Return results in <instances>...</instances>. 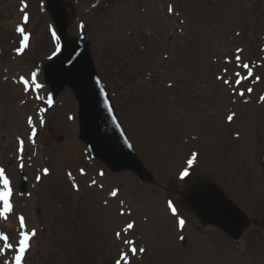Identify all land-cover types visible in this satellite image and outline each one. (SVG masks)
<instances>
[{"label": "rangeland", "instance_id": "rangeland-1", "mask_svg": "<svg viewBox=\"0 0 264 264\" xmlns=\"http://www.w3.org/2000/svg\"><path fill=\"white\" fill-rule=\"evenodd\" d=\"M68 1L77 10L69 34L79 36L80 23L85 25L99 75L156 184L145 185L130 172L113 174L85 155L78 138V105L70 89L44 114L33 149L26 120L32 116L38 124L37 108L44 105L31 93L25 95L13 77L28 78L39 69L38 82L44 85L40 94L51 96L42 69L57 51L49 30L55 25L45 0H26L30 50L17 57L14 49L20 36L15 28L23 18L21 0H0V166L12 179L16 210L7 222L0 221V230L15 242L19 215L29 230H37L27 264H114L123 247L114 231L132 219L137 227L124 238L146 248L133 258L135 264H264V103L258 102L264 95V0ZM168 4L178 16L168 15ZM238 47L244 50L242 60L257 65L253 72L261 75L255 85L244 84L245 89L253 88L251 95L246 93L248 103L216 80L223 68H228L225 78H234L230 76L234 71L245 74L235 65ZM225 57L232 63L225 64ZM169 82L173 87L167 86ZM22 99L27 103L21 105ZM233 111L237 115L229 124L227 116ZM17 136L25 140L23 171L16 159ZM196 150L199 167L182 181L179 173ZM32 151L36 155L29 160ZM44 167L52 174L37 184L35 177ZM80 167L87 176L80 175ZM101 168L106 173L104 191L89 189L90 179ZM68 171L80 185L79 193L71 189ZM204 179H213L256 220L240 242L212 227L202 228L191 209L182 205L183 193ZM113 187L120 188V196L109 198V207L104 208L101 201ZM119 199L132 207V216H119ZM168 199L187 221L185 241L178 239ZM12 255L0 257V264Z\"/></svg>", "mask_w": 264, "mask_h": 264}, {"label": "water", "instance_id": "water-1", "mask_svg": "<svg viewBox=\"0 0 264 264\" xmlns=\"http://www.w3.org/2000/svg\"><path fill=\"white\" fill-rule=\"evenodd\" d=\"M46 11L55 23L62 43L59 56L44 66V77L51 87L53 98L66 87L73 91L79 103V137L87 145L93 159L101 160L114 172L130 170L145 182H154L153 174L144 166L135 149L128 148L124 143L126 133L119 119L117 126L98 97L99 90L94 86V79L99 75L88 34L83 32L79 37L69 34L72 21L76 18L75 7L64 0H46ZM110 103L113 105L112 97ZM114 115L118 118L115 106ZM25 184L26 179L24 191ZM185 200L203 226H215L234 240H239L251 224L248 216L210 181L194 184Z\"/></svg>", "mask_w": 264, "mask_h": 264}, {"label": "snow or ice", "instance_id": "snow-or-ice-1", "mask_svg": "<svg viewBox=\"0 0 264 264\" xmlns=\"http://www.w3.org/2000/svg\"><path fill=\"white\" fill-rule=\"evenodd\" d=\"M97 3H99V0H97ZM93 7H96V5H93ZM29 4L26 2V0H21V7L20 12L23 14L22 22L18 24L15 28L16 33L19 34L20 40H19V47L14 49L15 55L17 57H23L27 51L30 50V37L31 33L26 31L25 26L30 22V14L28 12ZM167 13L168 15H173L174 13L178 16L179 13L175 12V9L172 4L167 5ZM181 24L184 23V21H180ZM79 28L83 30L85 28V25L83 23H80ZM49 30L51 31V35L53 39L56 41L57 51L53 53V56H56L60 52V37L57 35L56 30L52 28V26H49ZM181 34H183V28L179 29ZM236 35H239L237 32ZM264 50V49H262ZM244 50L242 48H236L235 49V65L236 68L243 70L245 74H242L241 71H234L232 73V76L235 77L234 81L231 77L228 79H225V76L228 74V68L221 69L222 74L216 76L217 81H222L224 85L230 87V91L234 96H238L241 98H244V103H248V99L246 97V93L248 95H251L253 92L252 87H247L245 89L244 84L245 82H251V84L255 85L256 83L260 82L261 77L258 75H255L253 72V68L257 65L252 64L250 65L248 62H244L241 57V53ZM53 57L50 56L49 59H52ZM165 60L168 59L167 54L163 57ZM225 64H231L232 60L228 57L224 58ZM7 71V69H5ZM38 76H39V69H36L30 73V77L26 78L24 75H20L18 78L13 77V83L20 84L23 86V92L25 95L31 93L32 98L40 101L44 106L37 108V116H38V124L37 121L33 120L32 116H28L26 123L28 128L30 129V132L28 133L27 139L28 142L32 145L33 149L36 146L37 136H38V126L43 127L45 124V118L44 114L48 112L49 109L53 107V100L52 97L49 95L47 97L40 94V90L44 88V85L40 82H38ZM4 80H8V76H4ZM94 86L98 88V97L100 101H102L103 106L106 108L108 115L112 118L113 123L118 124V118L114 115V106L110 103V93L107 90V86L103 84V81L99 76H96L94 79ZM169 88L173 87L172 83L169 82L167 85ZM233 103L236 101L233 100ZM260 103H264V95L259 97ZM27 100H21L20 104H26ZM236 112H230L227 116V121L229 124H231L236 117ZM69 119H73V117L69 116ZM235 138L238 140L240 138V133L236 132L234 134ZM192 140H196L197 137L193 136L191 137ZM17 140V156L16 159L18 161V167L20 171H23L25 168L24 163V152H25V140L21 136L16 137ZM124 143L127 145L128 148H132V143L127 139L126 135L124 138ZM187 143V141H185ZM36 155L35 151H32L31 154L28 156V159L31 160L32 156ZM85 155L88 156L89 159H91L89 155V150H85ZM200 156V152L198 150L191 151L190 155L188 156L186 160V167L183 168V170L179 173V179L184 181L187 178L191 176L192 169L198 168V158ZM30 166V165H29ZM38 173L35 177L36 183L39 184L42 182L44 177L51 176V169L48 167H44L42 169L38 170ZM79 173L81 176H87V172L84 167L79 168ZM68 179L71 181V189L79 193L81 191L80 185L76 183L75 177L73 176V173L71 171H68L66 173ZM106 173L103 168L99 170V172L96 174V176H93L90 179V182L88 183L87 187L89 189H97L100 192H103L105 189V184L103 183V179L105 178ZM99 179H98V178ZM120 188L119 187H113L110 191L107 193V198H104L101 203L104 208L109 207V198L111 199H117L120 196ZM28 195L29 197L32 195V193H19V195ZM13 196H14V185L12 182V179L10 178L9 174L6 172L5 167L0 166V221L7 222L9 220L10 216L15 215V207L13 202ZM119 208H118V214L121 217L124 216H132V207L129 205L125 207L126 201L124 199H119ZM167 210L171 214L172 217L175 218V227L178 231V239L180 241H185L186 237L184 235V232L186 230L187 221L186 219L181 216L179 213L176 205L171 199H168L166 201ZM16 219L19 222V228L16 230L17 239L15 242L12 241V237L9 233H7L4 230H0V257H6L9 252H12L13 255L11 258L5 259L4 264H27V256L30 253L32 249V241L34 238L37 237V230L35 228H32L31 230L28 229L25 217L23 215H19L16 217ZM145 222H147L148 217H144ZM137 227L136 221L134 219L127 221L120 230L114 231V238L117 241H121L123 247H121L118 251V258L114 260V264H135V261L133 258L137 257L138 255H142L146 252V248L141 246L137 248V241L135 239H125L124 237L128 236L131 232L135 230Z\"/></svg>", "mask_w": 264, "mask_h": 264}, {"label": "trees", "instance_id": "trees-1", "mask_svg": "<svg viewBox=\"0 0 264 264\" xmlns=\"http://www.w3.org/2000/svg\"><path fill=\"white\" fill-rule=\"evenodd\" d=\"M173 84V83H172ZM229 87V86H228Z\"/></svg>", "mask_w": 264, "mask_h": 264}]
</instances>
